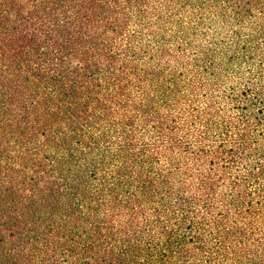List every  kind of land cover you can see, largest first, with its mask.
Returning <instances> with one entry per match:
<instances>
[{
	"label": "trees",
	"instance_id": "16d2710c",
	"mask_svg": "<svg viewBox=\"0 0 264 264\" xmlns=\"http://www.w3.org/2000/svg\"><path fill=\"white\" fill-rule=\"evenodd\" d=\"M0 264H264V0H0Z\"/></svg>",
	"mask_w": 264,
	"mask_h": 264
}]
</instances>
